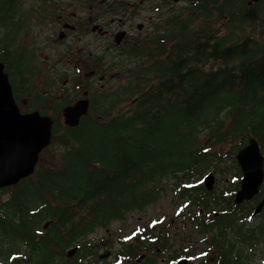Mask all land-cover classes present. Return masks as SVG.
Segmentation results:
<instances>
[{"label": "trees", "instance_id": "trees-1", "mask_svg": "<svg viewBox=\"0 0 264 264\" xmlns=\"http://www.w3.org/2000/svg\"><path fill=\"white\" fill-rule=\"evenodd\" d=\"M240 1L203 0L201 7L185 16L184 10L176 9L173 19L164 18L165 29L154 39L126 45L122 52L128 55L113 61L116 68L127 72L126 80L111 92L94 94L89 112L78 125L56 119L53 143L63 148L55 152V165L44 163L32 174L40 182L37 188L45 197V208L54 214L49 232L37 239L31 227L16 220L6 225L8 220L0 217V227H11L13 237L23 235L28 241L30 264L81 261L79 252L78 257L69 258L52 243L67 248L88 231L109 227L131 211H145L166 194L163 182L170 178L176 185L185 183L179 189L190 199L189 218L199 227L209 225L201 208L224 210L228 215L253 212L250 200L242 204L234 200L242 176L236 152L254 135L264 154V22L262 40L253 35L236 40V24L260 17L258 1L250 7ZM17 2L0 0V14L9 10L4 6ZM218 10L227 16L224 25L231 32L209 30ZM202 17L204 25L193 28ZM211 60L221 64L206 67ZM227 111L231 117L226 122L222 113ZM204 128L213 138L207 143L200 138ZM229 136H240L241 141L224 153L218 146ZM225 157L232 160L238 176L229 190L217 185L208 189L203 181L194 183L195 173L207 161L221 163ZM15 191L18 210H28L22 186ZM263 195L264 181L254 198ZM18 243L23 247L21 240ZM139 250L137 243L124 248L128 254ZM10 253L0 245V255L7 258ZM56 255L60 256L57 261ZM24 261L21 256L14 258V264Z\"/></svg>", "mask_w": 264, "mask_h": 264}, {"label": "flooded vegetation", "instance_id": "flooded-vegetation-1", "mask_svg": "<svg viewBox=\"0 0 264 264\" xmlns=\"http://www.w3.org/2000/svg\"><path fill=\"white\" fill-rule=\"evenodd\" d=\"M60 1L52 0V3L46 6L43 4L29 6L22 13H19L18 4L13 7L4 6L9 10L0 14V62L3 64L4 75L11 83L15 101L22 113L39 112L52 116L53 135L56 119L65 123L64 107L80 98H89L91 108L94 94L101 95L106 92L104 85L108 83L109 74L118 71L113 61L128 55L122 52L128 43L137 42L139 37L142 40L154 39L156 34L162 33L165 27L157 25L158 23L153 20L154 14L157 10H166L175 4L173 0H140L139 3L135 1L131 3L129 0ZM174 1H183L181 5L189 11L201 7L203 2V0ZM146 9L149 12L148 17L141 14ZM45 11L48 12L46 21L40 19L45 16L43 14ZM126 12L129 15L122 14ZM133 15L135 18L143 17L144 21L135 23L134 18H127ZM49 24L53 27L50 35L45 34ZM134 24L138 31L132 30L135 28ZM148 25V33L141 34ZM122 31L124 36L118 42V35ZM87 35L91 37L90 40ZM41 39L44 41L41 42ZM102 41L106 43V46H103L106 49L105 52L100 49L101 46L96 45V42L99 44ZM74 42L82 45L86 42L94 43L93 48L98 50L94 51L88 46L80 47L77 51L78 47L72 45ZM99 49L102 51L99 52ZM43 50L48 51L44 58H51L50 62L34 63L36 59L41 60ZM77 53L82 55L81 59L83 58L86 64L90 63V71H85V65L82 62L71 60ZM97 60H101L102 63L98 64ZM59 62H64L76 72L70 73L67 68L59 67ZM61 78L62 82L59 84ZM65 100H68V103H64ZM53 135L52 142L39 153V160L33 173L44 163L55 165ZM47 151L51 152V156L44 158V152ZM32 174L22 178L16 184L0 188L10 192V197L0 204V208L3 204L6 209V213L0 211V217L8 220L4 223L6 225H11L16 220L20 224L24 223L25 226L31 227L38 239L49 232L55 219L52 217L54 214L45 208V197L37 188L40 182L36 181ZM18 186H22L24 203L28 209L24 212L18 210L17 203L13 199ZM215 197L220 198L219 194ZM254 197L248 199L253 204L251 214L239 211L236 215L232 212L228 215L224 210L216 209L211 212L202 211L207 219L204 222H209L208 227H199V224L193 221L203 236L198 246L201 247V244L205 243L202 253L197 254L200 257L198 264H264V206L261 212L254 213L256 205L264 195L257 199ZM126 216L117 221H123ZM162 222V220L155 222L151 218L148 226L134 233L133 237H127V239L120 237L121 247L117 251L111 247L113 245L110 240L107 241L101 237L100 243L93 237V234L99 230H111L110 226L97 227L88 231L79 237L77 244L67 248L57 241L52 244H56L57 248L69 258L77 255L78 252L82 254V260L79 259L78 262L73 260L74 264H99L101 261L107 264H194L197 256L195 253L201 252L202 249L196 251L193 246L192 250L188 251L189 248L187 249L186 244L184 245V241L189 240L191 236L185 231L178 235V240L182 242L174 244V235L170 226L162 227L159 225ZM0 230L4 232L5 242L9 245L7 250L11 251L6 258V264H14V258L19 256L25 259V264H30L27 260L29 247L26 238L23 235L17 239L13 237L11 227H0ZM56 232H63V230L56 229ZM20 240L23 247L14 249L12 245ZM133 243L139 244L140 250L136 254L124 252V248L132 247ZM104 253L106 255L101 256ZM112 254L114 258L108 262ZM59 258L60 256H55L56 261ZM258 258L260 262L257 261Z\"/></svg>", "mask_w": 264, "mask_h": 264}, {"label": "rangeland", "instance_id": "rangeland-1", "mask_svg": "<svg viewBox=\"0 0 264 264\" xmlns=\"http://www.w3.org/2000/svg\"><path fill=\"white\" fill-rule=\"evenodd\" d=\"M131 3H139L140 0H129ZM244 1H246L247 5L250 7L252 6V4L256 3L255 0H241L240 4H243ZM55 2H61L60 0H55ZM110 2H114L113 0ZM175 3L174 5L170 6L168 9L166 10H157L156 13L154 14V18L153 20L158 23L157 25H162V23L164 22V18L168 17L173 19V12L179 7L182 10H184V15L185 16L188 12L189 9L186 8L185 6L183 7L181 5V3H183V1H174ZM251 2V3H250ZM52 3V0H18L17 4L19 7V13H22L24 9H28L29 6H35L38 4H43L46 6V4ZM258 4L259 7H257V11L258 12V16H260L258 19L256 20H251V19H247L246 21H244L242 23V25H235V30H234V38L237 40H241V36L243 35H253L255 38H257L258 40H262V28H263V22H264V0H258ZM121 13V12H119ZM43 14H45V16H43L42 20H45L48 18V16H46V14H48L47 11L43 12ZM123 15L128 14V12L126 13H122ZM142 15L147 16L149 15V12L146 10H143L141 12ZM215 14V19L212 21V27L209 29L210 31L214 32V33H220V34H225L228 32H231L230 29H228L225 25H224V20L227 19V16H221L219 14V10L217 12H214ZM239 15V14H238ZM213 17V16H212ZM127 18L129 19H133L135 23L137 22H141L144 21V18L141 16H137L135 18V15L133 16H128ZM211 18V17H210ZM204 17L202 18H198L195 21V25L193 26V28L199 29L202 25H204L205 21L203 20ZM171 20L169 22H167V24H171ZM238 23H240L238 21ZM134 29H132L133 31H138V29L136 28V24H134ZM162 27H164L162 25ZM169 27V26H166ZM148 29H149V25L145 26V29L143 30V32L141 34H145L148 33ZM164 30V29H163ZM53 31V27L52 25L49 24V27L45 29V34H49ZM1 36V34H0ZM88 36V40L91 39V37L89 35ZM52 37V36H51ZM145 38V37H144ZM235 39H233L235 41ZM44 41V39H41V42ZM78 41V40H77ZM143 41L140 37L137 38V43ZM80 42V41H78ZM93 44L94 43H88L86 42L85 45L82 44H78L76 42L72 43V45L78 47L77 51L80 47H90L91 49H93L94 51H97L98 49H94L93 48ZM60 45V44H58ZM82 45V46H80ZM96 45L101 46L100 49H102L104 52L106 51V49L103 48V46H106L105 42H101L99 44ZM99 49V52H101L102 50ZM48 51L47 50H43V55L40 56L41 60L36 59L34 61V63H40L43 64L45 62H50V59L44 58V55H46ZM82 55H79L78 53L75 55V58L71 59L73 62H82L85 65V71H90L91 67H90V63L86 64V61L82 58ZM56 59V58H55ZM128 59V58H126ZM221 64L220 60H216V61H210L206 64V67H210V66H214L217 67L218 65ZM59 67L61 68H67L69 70L70 73H74L76 72L74 69H72V67H68L64 62H59ZM118 71H115L114 73H110L109 74V79H108V83H106L104 86L106 90V92H111L114 89H117V84L122 83L123 81L126 80V76H127V72L123 71L121 69H118ZM112 76V77H111ZM72 78V77H71ZM62 82V78L59 80V84ZM59 86V85H58ZM61 90V89H60ZM230 114L227 112H223L222 116L225 117V121L227 122L228 116ZM209 129L208 128H204L200 134V138L204 143H207V141H211L213 140V138L208 137V134L206 133ZM61 132V131H60ZM241 141V137H233V136H229L225 139V141L220 144V148L223 149L224 153H230V150L232 149V147L239 143ZM52 148H55V152L58 154L59 153V149L63 148L62 144L60 143H53ZM51 156V152L47 151L46 153L44 152V158ZM212 161V162H211ZM211 161H207L202 167H201V171L198 173H195L193 180L194 183L196 182H202L204 176L209 172V171H214L215 175H216V183L215 186H218V189H226L229 190L230 187H232V185L234 184V182H236L238 180V176L235 174L236 171V167L234 165V163L232 162V160L229 157H225L223 159V161H221V163L211 160ZM220 165V166H219ZM219 167V168H217ZM164 184H166V194L159 199L158 201H153L151 202L148 207L146 208L145 211L143 212H138V211H131L129 213H127V216L125 217L126 219H124L123 221H114L110 227L111 230L107 231V230H99L97 233L93 234V237L98 239L99 242L101 243V237L104 238V240H110L112 245L111 247H113L114 251H117L120 247H121V240L120 237H124L125 239H127V237H133L134 233L136 232H140L143 230L144 227L148 226V222L149 220H154L155 222L162 220L163 222L161 224H159L160 226L163 225H167L166 227L170 226L171 228V232L174 235V244H178L179 242H182L181 240H178V235L179 233L185 231L187 234H189L190 239L189 240H185L184 241V245L186 244L187 249L189 248L188 251L192 250V247L195 246L196 251L201 250V252L199 253H195V255L197 254H201L202 251L204 250V246L205 243L201 244V247L198 246V243H200V241H202L203 236L202 233L200 231V229H198L197 225L191 221V219L189 218V214H188V208H192L193 205L190 203V199H188L187 197H183L180 192L179 188H183L185 186V183L183 182L180 186L176 185L174 178H170V179H166L163 182ZM217 194V192L215 193ZM10 197V192L8 191H4L2 189H0V204L3 203L4 200L8 199ZM0 211L3 213H6V209L3 207V204L0 208ZM201 211H204L203 208H201ZM159 216V218H158ZM187 237V236H186ZM0 245L1 247L7 251L9 245L6 244L5 242V234L2 230H0ZM12 247L14 249H20L21 245L18 242H15ZM104 249V248H103ZM114 258V254H112L109 258H108V262L112 261V259ZM212 258V257H211ZM200 260V257L197 255L196 256V260L194 262V264H198ZM6 258H4V255H0V264H4L5 263ZM258 262H260V258H258L257 260ZM99 264H107L105 261H101V263ZM134 264V263H133Z\"/></svg>", "mask_w": 264, "mask_h": 264}, {"label": "water", "instance_id": "water-1", "mask_svg": "<svg viewBox=\"0 0 264 264\" xmlns=\"http://www.w3.org/2000/svg\"><path fill=\"white\" fill-rule=\"evenodd\" d=\"M251 3V2H250ZM122 31L117 38L120 42ZM0 188L16 184L35 171L41 150L52 142L53 117L39 112L22 113L15 101L11 83L3 73L0 62ZM89 98H80L63 109L65 124L76 126L89 112ZM242 171L240 186L235 193V202L251 199L260 192L264 181V154L259 139L252 135L248 142L236 152ZM216 175L213 171L204 176V185L213 189ZM264 197L254 209L261 212ZM74 251V250H73ZM70 253H72L70 251ZM106 255V253L101 256ZM179 264V263H176Z\"/></svg>", "mask_w": 264, "mask_h": 264}]
</instances>
